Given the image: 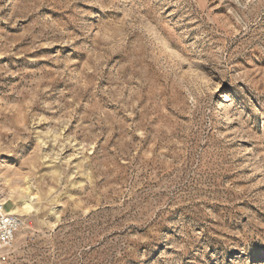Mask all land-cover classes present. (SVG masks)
<instances>
[{
  "label": "rangeland",
  "instance_id": "374dc122",
  "mask_svg": "<svg viewBox=\"0 0 264 264\" xmlns=\"http://www.w3.org/2000/svg\"><path fill=\"white\" fill-rule=\"evenodd\" d=\"M0 193V264H264V0H0Z\"/></svg>",
  "mask_w": 264,
  "mask_h": 264
},
{
  "label": "built area",
  "instance_id": "2783aa9c",
  "mask_svg": "<svg viewBox=\"0 0 264 264\" xmlns=\"http://www.w3.org/2000/svg\"><path fill=\"white\" fill-rule=\"evenodd\" d=\"M7 203L8 199L0 193V252L12 244L17 231L23 224L22 216L11 214L10 208H5Z\"/></svg>",
  "mask_w": 264,
  "mask_h": 264
},
{
  "label": "bare ground",
  "instance_id": "6f19581e",
  "mask_svg": "<svg viewBox=\"0 0 264 264\" xmlns=\"http://www.w3.org/2000/svg\"><path fill=\"white\" fill-rule=\"evenodd\" d=\"M13 203H14V206L9 211H10L11 214H18L19 215L20 206H19L17 201H14ZM25 206H28V205L26 204Z\"/></svg>",
  "mask_w": 264,
  "mask_h": 264
}]
</instances>
